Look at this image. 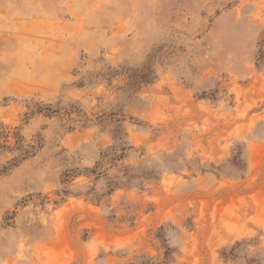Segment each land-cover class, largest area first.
Returning <instances> with one entry per match:
<instances>
[{"label":"rangeland","instance_id":"1","mask_svg":"<svg viewBox=\"0 0 264 264\" xmlns=\"http://www.w3.org/2000/svg\"><path fill=\"white\" fill-rule=\"evenodd\" d=\"M0 128V264H264V0H0Z\"/></svg>","mask_w":264,"mask_h":264},{"label":"trees","instance_id":"2","mask_svg":"<svg viewBox=\"0 0 264 264\" xmlns=\"http://www.w3.org/2000/svg\"><path fill=\"white\" fill-rule=\"evenodd\" d=\"M2 135H7V132H6V130H2V129L0 128V137H1ZM23 149H24V148H23ZM125 150H126V142H123L122 145H117V144L114 145V146L110 149L109 153H113V154L118 153L116 156L119 158V157H121V156L124 155ZM118 151H120V152H118ZM103 154H104V153H103ZM105 154H106V153H105ZM105 154H104V155H105ZM107 154H108V152H107ZM117 157H113V158H114V159H118ZM95 169H96V168H95ZM167 256H168V253L166 252V258H165V260H164L162 263L153 262L152 264H163L164 262H166V260H168Z\"/></svg>","mask_w":264,"mask_h":264}]
</instances>
